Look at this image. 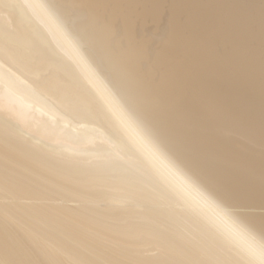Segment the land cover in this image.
Returning <instances> with one entry per match:
<instances>
[{"label":"bare ground","instance_id":"bare-ground-1","mask_svg":"<svg viewBox=\"0 0 264 264\" xmlns=\"http://www.w3.org/2000/svg\"><path fill=\"white\" fill-rule=\"evenodd\" d=\"M0 264H264V0H0Z\"/></svg>","mask_w":264,"mask_h":264}]
</instances>
